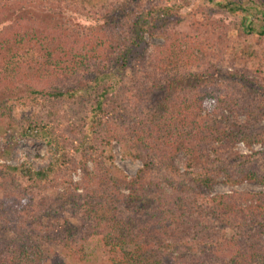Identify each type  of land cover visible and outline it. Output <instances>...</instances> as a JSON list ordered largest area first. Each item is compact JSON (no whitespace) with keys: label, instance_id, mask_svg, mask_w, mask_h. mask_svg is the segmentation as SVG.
<instances>
[{"label":"trees","instance_id":"16d2710c","mask_svg":"<svg viewBox=\"0 0 264 264\" xmlns=\"http://www.w3.org/2000/svg\"><path fill=\"white\" fill-rule=\"evenodd\" d=\"M251 1L264 18V0ZM156 2L115 1L110 9L104 0H0V91L15 95L18 105L72 99L135 58L140 69L134 73H142L126 84V108L118 115L105 101L108 90L98 93L90 144L83 143L78 160L83 166L92 161L94 170L86 169L91 178L84 175L80 185L68 178L81 146L68 152L66 137L49 122L36 115L24 120L19 131L43 141L49 161L39 168L29 161L0 165V264H92L82 245L92 238L105 252L103 264H264V174L245 169L256 153L229 151L239 142L264 145V127H258L264 120V27L253 28L248 8L235 0L219 2L220 10L246 19L237 26V46L222 18L200 13L186 21L181 6ZM125 26L134 32L121 47L118 32ZM142 33L163 40L148 49V62ZM252 35L251 43L246 38ZM99 130L103 147L116 141L126 157L141 162L132 179L114 180L107 172L103 151L90 142ZM179 156L186 162L182 173ZM226 157L241 159L240 169L216 167ZM219 176L230 187L262 188L212 194ZM158 178L170 194L158 190ZM60 181L71 189L55 202L46 192ZM49 203L70 207L81 223L45 226ZM56 240L64 260L45 244Z\"/></svg>","mask_w":264,"mask_h":264},{"label":"rangeland","instance_id":"374dc122","mask_svg":"<svg viewBox=\"0 0 264 264\" xmlns=\"http://www.w3.org/2000/svg\"><path fill=\"white\" fill-rule=\"evenodd\" d=\"M115 1L121 3L124 0H113V1L104 0V3H107L106 5L108 7L111 6L110 7L111 9L113 6L117 5V3L114 4ZM183 1L184 0H157L156 3L171 4V5L174 4L176 6H181L183 8L181 10V15L184 16V19L186 21L189 18V15L191 14L196 15L199 18L200 13L215 17L216 20L222 18L225 23L229 24L228 36L230 37L232 42H234L235 44H237V46H239L240 38H239V32L237 30V26L241 21H243V23L244 21H246L244 15L237 14L236 16H234L231 13L226 12V10L224 9L220 10L218 4L220 2L221 5H224L225 0H187L186 2ZM235 2L240 3L244 8H248L247 12L250 13L251 15L250 24L253 28L258 30L261 27H264V18L261 15L260 12L261 10L254 9L255 7L254 4H251L252 3L251 0H235ZM182 4H184L185 6L184 5L182 6ZM133 32L134 31L131 28H129V26L127 27L125 26L122 29V32L120 31L118 32V37L120 39L121 47H123L122 45L123 42L129 43L133 35ZM65 36L68 38V41L70 42L72 41L73 36L71 37L67 35ZM247 37L248 38H246V40L251 43L254 42L256 39V36L254 35H252L251 37L249 36ZM142 40L143 43L146 44L147 46L145 48V53H147V55H143V56L145 58L148 56V58H146V61L148 62L149 59L148 53L150 51L148 49L155 43L160 44L163 40L162 37H158L157 35L151 36L148 33H142ZM89 46L90 45H88V47ZM139 54L141 53L136 54L137 55L136 57H138ZM94 59H96V56H94ZM135 59L127 61V65L121 67L120 68L121 70H117L116 72L110 70L109 74L105 75L106 77H104L102 80H99L100 85L97 88L93 90L90 89L83 90L77 93L76 96L72 99L42 98L39 100L38 105L35 107H30V106L22 107L20 104L18 105L16 102L12 100L15 95H11V94L5 95L3 91H0V106L5 111V116L2 119H0V165L9 164V165L17 166L21 164L23 161H29L35 166V168H39L41 166H45L48 164L49 155L45 143L40 139H38V137H36V135L34 134L27 133L23 135L19 131L22 128L25 119H27L30 116L36 115L44 122L47 123L49 122L51 125H53V127L57 130L56 135L61 134L66 137L65 140L68 146V152H72L73 147L81 146L80 152L74 154V158L76 161V169L70 172L68 181L70 180L73 185L74 184L80 185L84 175L85 177H87V180L88 179L90 180L91 178L90 175H86L87 174L86 169L88 172L93 173L92 171L94 170L93 162L87 160L85 166H83L82 163L79 164L78 160L81 159L80 156H81V152H83L82 150L83 143L84 142L89 143L86 140V137L88 136V132H89L88 131L89 117L91 116L92 109L95 106L97 95L98 93L101 92L103 88H106L108 90V94L106 96L105 101L108 106L112 107L115 114L118 115L119 112L125 109L126 108L125 97L127 95L125 86L126 84H128V82L131 81V77L139 78L142 75V73L140 72L134 73L135 69L139 68L134 65ZM97 62L99 65L97 66V69L98 68L103 69L105 67V64L100 62L99 59ZM226 69H228V71H232L231 68H226ZM72 80L75 79L71 78L70 80L71 84L73 83ZM118 81L120 84L118 83ZM23 91L24 88L16 90V94L22 93ZM116 101L118 102V104L121 105L120 108L116 106L117 105ZM238 119L240 121L243 120V116L238 117ZM258 127H264V120L258 124ZM103 136H104V130H99L92 135L90 134L91 137L90 142L93 146L97 147V149L103 151L102 161L104 162L103 165L106 168L107 172L113 177L114 180L132 179L136 175L137 171L142 167L141 162L139 160H131L128 157H126L123 146L117 143L116 141H112L110 146L108 147H103L101 145L102 144L101 140L103 139ZM229 151L231 153L235 152L237 153V155H250L256 153L252 156L249 163L245 165L246 167L245 169L249 170L254 168L256 172L260 174H264V157H263L264 145H260L259 143H256L248 147L243 142H239L236 145L232 146V148ZM86 156L87 153H84V157ZM239 161H241V159L239 158L237 159V157L236 158L226 157V160L223 159L222 163H215V165L216 167L225 166L228 167V169H232L234 171L240 169V167L237 165ZM176 163L178 165L179 172L182 173L184 171V167L186 164L184 158L182 156H179V158L176 159ZM206 163L209 164L208 162ZM1 179L2 178H0V180ZM59 180L60 179H58L57 181ZM157 181L158 183H156V185L159 191L165 192L167 194L171 193V190L165 184V180L158 178ZM58 183L59 185L57 189L46 192L47 196L51 200L53 198L55 202L61 200L63 198V195L66 193V191H69V189H71L69 187V184L66 182L60 181ZM261 188L262 187L259 184H248V183H243L235 187H230V185H228L225 182L224 177L219 176L215 178L210 192L212 194H225V193H229L230 191H239V192L257 191ZM16 191L18 194L17 189ZM76 193L82 195L83 189L81 187H78L76 189ZM122 193L127 194V191L122 190ZM3 194L4 192L0 184V209L3 206V202H4L2 201ZM80 217L81 216L79 214H75L74 216H71L70 207L64 206L62 210H59V207H57L54 204L51 205L49 203L46 218H43L42 223L45 226L48 225L50 227L52 226L51 228L59 227L63 225L64 223H66L65 222L66 220L72 223L75 222L76 224H80L81 223L79 219ZM76 237L79 240L81 234H78ZM45 244L48 246V248H51L52 251L57 252L58 254V256L56 255L57 259L59 257L60 259L64 260L65 257L64 254L67 253H65V250H63L64 253L59 252V250L63 248V246L62 247L59 246L60 244L59 240L50 243L46 242ZM97 244H98L97 240L92 238L90 242L83 243L82 245L85 248V250L90 253L89 260L91 261L92 264H103L105 252L98 250L99 246H97Z\"/></svg>","mask_w":264,"mask_h":264}]
</instances>
